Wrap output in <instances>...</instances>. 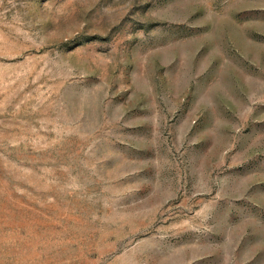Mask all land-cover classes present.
Returning <instances> with one entry per match:
<instances>
[{
    "label": "rangeland",
    "instance_id": "1",
    "mask_svg": "<svg viewBox=\"0 0 264 264\" xmlns=\"http://www.w3.org/2000/svg\"><path fill=\"white\" fill-rule=\"evenodd\" d=\"M0 264H264V0H0Z\"/></svg>",
    "mask_w": 264,
    "mask_h": 264
}]
</instances>
